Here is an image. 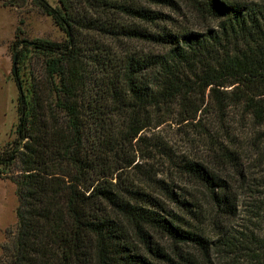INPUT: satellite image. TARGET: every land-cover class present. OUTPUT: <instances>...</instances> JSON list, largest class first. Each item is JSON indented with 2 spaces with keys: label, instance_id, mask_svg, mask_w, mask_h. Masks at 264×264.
<instances>
[{
  "label": "trees",
  "instance_id": "trees-1",
  "mask_svg": "<svg viewBox=\"0 0 264 264\" xmlns=\"http://www.w3.org/2000/svg\"><path fill=\"white\" fill-rule=\"evenodd\" d=\"M29 1L0 3L20 9ZM185 2L199 30H171L170 16L149 9L175 8V0H58V8L31 0L65 40L16 33L10 45L18 122L0 173L15 169L18 205L0 264H207L218 251L264 264V177L243 188L258 226L233 236L225 222L236 215L239 188L199 162L171 160L189 188L127 173L138 168L128 146L157 113L175 110L180 123L211 113L227 122L233 112L235 138L203 135L209 151L242 181L247 152L264 165V0ZM132 40L161 51L116 45ZM208 215L215 240L206 238Z\"/></svg>",
  "mask_w": 264,
  "mask_h": 264
},
{
  "label": "rangeland",
  "instance_id": "rangeland-1",
  "mask_svg": "<svg viewBox=\"0 0 264 264\" xmlns=\"http://www.w3.org/2000/svg\"><path fill=\"white\" fill-rule=\"evenodd\" d=\"M47 1L52 7L58 8V0ZM30 2L31 0L20 9L3 7L0 3V152L15 139V128L18 122V89L12 76L13 52L10 49V45L16 39V33L18 34V40L33 41L41 39L55 42L65 40L64 32L54 25L50 17L44 15ZM175 2L178 3L175 8L149 6V9L170 16L173 19L171 25H169L171 30L174 26L183 25L193 30H199L202 25L189 12L185 0H175ZM20 20L22 21L21 24ZM124 44H128L138 53L156 54L161 51L160 47L143 41L132 40L116 43V45ZM234 117L235 114L232 112L227 122H219L215 113H211L197 117L194 121L180 123L176 110L169 117L157 113L153 125L140 132L139 136L143 140L138 144L134 140L133 146H128V156L134 161L132 166H138L136 170L128 169V175H134L136 179L142 180L141 172L148 171L156 179H164L169 182L175 181L179 186L189 188L188 183L176 181L178 178H176L172 161L187 158L199 162L207 167L210 172L226 181L229 180L230 185L235 189L239 188L238 193L240 195L236 215L227 219L225 226L233 236H240L239 233L250 234L254 231L256 225L258 226V223L250 213L252 209L250 204L254 202L248 199V190L244 189H246V186L250 188L257 187L258 179L264 177V165L260 164L257 167L254 161L256 157L249 155L247 152L244 160H242L245 164L247 178L242 181L231 171L229 164L224 166L225 164L221 163L219 158L209 151L210 146L206 141L208 138L203 136H212L219 143H225L224 135L228 132L232 131V135L229 133V137L236 136V128L239 125H237L238 120H235ZM15 174L14 168L9 175L0 173V254L2 244L16 229L18 201L15 185L10 179ZM262 190L263 187L259 189L260 192ZM164 202L166 206L174 209L173 204L167 200H164ZM207 210L211 214L209 207ZM206 225V238L215 240L216 229L211 224V215L210 217L208 215ZM160 242L166 247L170 243L166 238H162ZM195 254L197 257L201 256L198 251H195ZM208 259L210 263L207 264H254L249 257L230 258L221 254L220 251L210 253ZM232 260L235 261L232 262Z\"/></svg>",
  "mask_w": 264,
  "mask_h": 264
}]
</instances>
